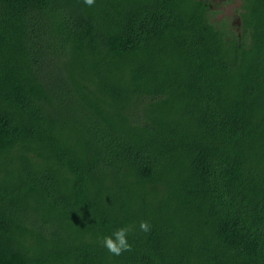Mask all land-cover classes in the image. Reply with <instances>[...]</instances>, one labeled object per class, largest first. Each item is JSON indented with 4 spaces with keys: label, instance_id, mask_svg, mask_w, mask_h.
I'll list each match as a JSON object with an SVG mask.
<instances>
[{
    "label": "trees",
    "instance_id": "trees-1",
    "mask_svg": "<svg viewBox=\"0 0 264 264\" xmlns=\"http://www.w3.org/2000/svg\"><path fill=\"white\" fill-rule=\"evenodd\" d=\"M219 1L0 0V264H264V0Z\"/></svg>",
    "mask_w": 264,
    "mask_h": 264
},
{
    "label": "clouds",
    "instance_id": "clouds-1",
    "mask_svg": "<svg viewBox=\"0 0 264 264\" xmlns=\"http://www.w3.org/2000/svg\"><path fill=\"white\" fill-rule=\"evenodd\" d=\"M95 0H84V3L91 7L94 4ZM140 229L144 232L149 231L150 225L142 221L139 225ZM104 247L113 255H120L124 251L130 249V244L128 241V229L126 227H121L107 235L103 238Z\"/></svg>",
    "mask_w": 264,
    "mask_h": 264
},
{
    "label": "rangeland",
    "instance_id": "rangeland-1",
    "mask_svg": "<svg viewBox=\"0 0 264 264\" xmlns=\"http://www.w3.org/2000/svg\"><path fill=\"white\" fill-rule=\"evenodd\" d=\"M240 6L241 0H220L219 5L216 7V9L212 8V12H210L209 15L214 17V20H219L222 17H225L226 19L230 20L231 24L233 21L232 19L237 14V10ZM236 22L237 20L234 21V25H237Z\"/></svg>",
    "mask_w": 264,
    "mask_h": 264
}]
</instances>
